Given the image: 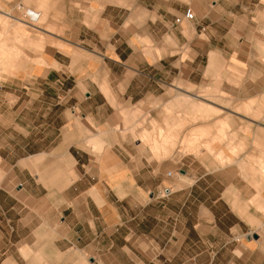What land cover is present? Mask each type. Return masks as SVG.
Listing matches in <instances>:
<instances>
[{
  "label": "crops",
  "instance_id": "0c3cea01",
  "mask_svg": "<svg viewBox=\"0 0 264 264\" xmlns=\"http://www.w3.org/2000/svg\"><path fill=\"white\" fill-rule=\"evenodd\" d=\"M65 3H78L81 9L76 17L68 12L60 33L42 28L55 41L43 48L41 63L32 64L25 75L20 73V81L31 80L33 90L30 104H20V110L25 107L32 116L36 106L34 114L39 116V98L48 100V89L56 82H69L73 93L66 110L72 116L77 110L79 130L89 129L91 123L96 127L95 142L101 150L91 154L87 139L79 141L84 150L75 153L70 150L75 145L62 139H48L39 148L37 139L28 137L22 151L5 160L23 170L25 160L40 156L42 179H56L55 169L65 164L72 165L73 175L66 187H0V264H264L258 239L244 237L242 243L233 239L247 228L241 213L261 218L259 212L244 207L254 192L236 172L222 173L223 189L213 199L211 188L199 184L210 172L194 174L189 186L165 188V197L154 199L151 193L163 183L164 164L151 167L138 145L120 139L118 128L131 106L162 96L167 85L180 89L178 96L202 98L206 107L221 110L202 94H189L173 83L198 85L204 57L206 67L218 52L239 58L251 50L232 37L231 14L252 18L264 11V0ZM231 4H240L243 14ZM186 6L195 12V20L175 23ZM1 13L10 16L8 30L14 37L11 44L0 41V68H8L19 54L18 42L26 39L24 27L40 28L33 23L39 13L30 11L28 22ZM245 31L236 32L246 35ZM229 61L236 66L235 59ZM190 103L201 107L196 100ZM73 120L61 128L73 126ZM73 130L77 131L69 132ZM31 176L37 185L38 173ZM252 180L264 200L263 179ZM231 216L237 221L233 223Z\"/></svg>",
  "mask_w": 264,
  "mask_h": 264
},
{
  "label": "rangeland",
  "instance_id": "374dc122",
  "mask_svg": "<svg viewBox=\"0 0 264 264\" xmlns=\"http://www.w3.org/2000/svg\"><path fill=\"white\" fill-rule=\"evenodd\" d=\"M231 6L243 14L240 4ZM80 9L78 3H65V0H0V41L7 39L9 44L14 41L13 33L8 30L11 18L1 11L27 22L30 21V11L38 12L39 17L33 23L40 27L37 29L26 23L28 25L23 31L26 39L18 42V56L11 62L10 67L0 68V156L3 158V161L0 159V187L17 188L25 184L35 187H40L41 184L48 187H66L71 184V164H65L63 169L56 168L54 180L41 178L44 170L39 162L40 156L38 159L35 157L25 160L23 170L21 166L17 168L5 164V160L14 159L22 151L21 146L25 145L28 137L37 139L39 148L48 139H62L66 144L75 145L70 148L75 153L84 150L79 141L87 139L91 154H99L101 150L95 142L94 135L98 132L96 127L91 123L87 126L89 129L83 126L79 130L77 110L73 116L69 109L66 110L71 105L73 93V85L69 82H56L54 87L48 89V100L39 98V116L34 114L36 106L33 107L35 109L32 116L25 107L23 112L20 110V104H30V92L33 91L31 80L26 78V82L20 81V73L25 75L32 64L41 63L44 57L43 48L55 41L42 28L60 33L65 26L64 22H68L65 19L68 12L76 17ZM235 14H231L230 19L232 37L238 42L247 43L251 49L241 53V57H236L243 61H237L235 54L229 58L228 52H218L213 63L208 60L206 67V59L203 58V73L200 72L197 77L198 85H182L180 81L173 83L180 84L189 94H202L203 98L211 100L221 110L206 107L207 105L201 103L204 100L202 98L178 96L181 90L167 85L162 96L152 98L144 105L131 106L132 110L119 119L118 128L120 139L138 145L151 167L164 164L161 174L163 183L151 193L154 199L165 197V188L173 190L189 186L194 174L204 172L212 174L205 176L199 184L203 188H211L209 194L213 199L223 189L222 173L229 170L236 172L241 181L251 186L254 192L246 197L244 207L250 209L251 213L259 212L261 218L241 213L247 228L245 233L233 235L234 242L242 243L246 235L255 232L256 239L264 248V200L258 195V188L252 180L254 177H261L264 181V11H258L249 19L237 17V13ZM242 29H248L245 31L246 35H238L236 32ZM238 36L241 38L238 39ZM76 54L78 58L79 53ZM231 58L236 60V66L229 61ZM190 100H196L201 107L194 106ZM46 103L49 109L45 108ZM18 105L19 109L16 107ZM72 119L73 126L68 124L61 128ZM33 125L36 128L30 131ZM71 128L77 131L69 132ZM34 173H38L37 185L31 176ZM231 220L233 223L237 221L235 216H231ZM172 227L173 224L168 231Z\"/></svg>",
  "mask_w": 264,
  "mask_h": 264
},
{
  "label": "built area",
  "instance_id": "2783aa9c",
  "mask_svg": "<svg viewBox=\"0 0 264 264\" xmlns=\"http://www.w3.org/2000/svg\"><path fill=\"white\" fill-rule=\"evenodd\" d=\"M181 20H185V21H188V22H192L195 20V14H194V11L191 7L189 6H186L183 13L181 14V16L179 17H176L174 19V22L175 23H179ZM170 173H168L169 175Z\"/></svg>",
  "mask_w": 264,
  "mask_h": 264
},
{
  "label": "water",
  "instance_id": "95a60500",
  "mask_svg": "<svg viewBox=\"0 0 264 264\" xmlns=\"http://www.w3.org/2000/svg\"><path fill=\"white\" fill-rule=\"evenodd\" d=\"M245 238L247 239V240H250V239H256L257 238V234L256 233H254V234H251V235H246L245 236Z\"/></svg>",
  "mask_w": 264,
  "mask_h": 264
}]
</instances>
